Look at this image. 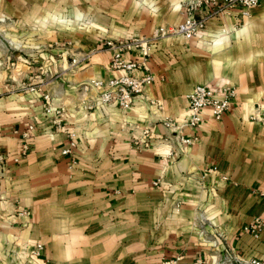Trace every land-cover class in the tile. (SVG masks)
Listing matches in <instances>:
<instances>
[{
    "label": "crops",
    "instance_id": "0c3cea01",
    "mask_svg": "<svg viewBox=\"0 0 264 264\" xmlns=\"http://www.w3.org/2000/svg\"><path fill=\"white\" fill-rule=\"evenodd\" d=\"M192 1L0 0L28 38L0 53V264H217L224 254L264 262V229L257 239L241 231L264 220V126L249 120L264 97V0L247 18L233 10L210 18L192 40L158 42L154 81L129 111L81 110L96 96L82 84L118 75L111 53L96 52L103 41L176 26ZM89 53L69 69L71 55ZM37 76L62 116L20 91ZM197 85L235 95L220 120L204 112L197 129L185 128L196 141L182 147L163 122L185 120ZM68 133L75 149L63 156ZM37 243L40 258L31 255Z\"/></svg>",
    "mask_w": 264,
    "mask_h": 264
},
{
    "label": "built area",
    "instance_id": "2783aa9c",
    "mask_svg": "<svg viewBox=\"0 0 264 264\" xmlns=\"http://www.w3.org/2000/svg\"><path fill=\"white\" fill-rule=\"evenodd\" d=\"M258 0H193L187 8L188 17L176 26H160L154 30L150 37L145 36H128L116 40H105L102 42L96 52L107 51L111 53L109 70L117 76H113L108 80L92 79L80 86V91L85 94L88 91H95L96 96L92 100H81V110L89 112L95 109L104 108L115 103L122 111H129L137 96L141 95L144 90L154 81L151 73L150 58L154 47L163 39L181 37L185 40H192L204 31L207 20L212 17L219 16L229 11H238L241 17L247 18L249 10L255 8ZM206 8L208 12L200 18H194L193 14L197 9ZM2 21V20H0ZM54 46L69 49L70 42L65 44L55 43ZM48 47H52L49 45ZM89 54L83 57L71 55L69 69L74 68L80 62L86 61ZM39 80L35 84H22L20 91L38 94L44 101L46 114L62 116L59 111L51 107L50 95L43 90L45 83L39 76L35 77ZM235 91L228 86H211L197 85L186 96L187 107L186 117L183 122H176L172 119H166L163 125L172 133L178 144L182 147L189 146L196 141V137H187L183 134L185 128L195 130L201 123L204 112L214 120L218 121L228 110L230 100L234 98ZM156 106L157 102H151ZM251 122L264 126V97L259 104L253 108L252 114L249 116ZM54 126L61 130L62 124L60 120H54ZM33 130L30 126L27 131L22 132L23 139H28L29 132ZM17 134V131L13 132ZM70 142L61 153L63 156L72 155L75 149L73 141L74 133H68ZM27 146L22 145L21 154L27 151ZM168 156L173 155L170 150ZM76 164L75 160L71 161V165ZM264 229L263 219H254L245 225L241 231L253 239H257L261 231ZM41 243L35 244V248L31 251L34 258H40L43 251ZM199 263V262H197ZM46 264V263H45ZM50 264V263H48ZM169 264H185L178 258ZM217 264H264V262L255 259H243L234 255L224 254Z\"/></svg>",
    "mask_w": 264,
    "mask_h": 264
},
{
    "label": "rangeland",
    "instance_id": "374dc122",
    "mask_svg": "<svg viewBox=\"0 0 264 264\" xmlns=\"http://www.w3.org/2000/svg\"><path fill=\"white\" fill-rule=\"evenodd\" d=\"M0 20H2L0 21V53L6 52L7 54L9 52H17L22 50L28 39L27 33H24L23 30L18 29V25L11 26L8 18L3 13H0ZM9 26H11L10 28L12 29H9ZM8 38L11 39L13 44L9 42Z\"/></svg>",
    "mask_w": 264,
    "mask_h": 264
}]
</instances>
